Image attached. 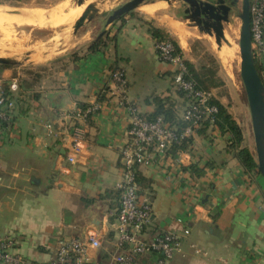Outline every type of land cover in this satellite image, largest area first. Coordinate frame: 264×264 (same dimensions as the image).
I'll use <instances>...</instances> for the list:
<instances>
[{"label":"crops","instance_id":"crops-1","mask_svg":"<svg viewBox=\"0 0 264 264\" xmlns=\"http://www.w3.org/2000/svg\"><path fill=\"white\" fill-rule=\"evenodd\" d=\"M162 2L142 7L145 16L128 12L95 38L90 37L97 27L89 30L83 37L90 38L88 45L72 54L15 73L0 64L2 84L16 76L20 87L13 110L17 127L0 148V236L14 238L23 264L45 262L57 239L87 232L103 242L88 264L110 263L115 250L111 213L118 205L120 148L127 140V112L116 109L110 97V73L124 70L128 99L152 116L156 100L174 108L182 95L171 85L170 66L157 58L149 26L170 34L183 59L195 67L207 50L193 48L194 40L201 42L199 29L184 17L157 13ZM93 103L100 110L84 122L85 151L71 166L62 140L74 123L69 113ZM228 138L208 125L179 148L178 165L164 158L137 168L139 194L149 198L152 210L144 236L172 232L181 238L183 252L163 262L157 253L139 254L133 264H264V179L242 169ZM216 207L220 212L213 220Z\"/></svg>","mask_w":264,"mask_h":264},{"label":"built area","instance_id":"built-area-1","mask_svg":"<svg viewBox=\"0 0 264 264\" xmlns=\"http://www.w3.org/2000/svg\"><path fill=\"white\" fill-rule=\"evenodd\" d=\"M249 30L253 61L264 85V0H249ZM157 58L170 66L171 85L182 93V101L174 105L176 120L181 123L169 124L163 116L146 118L136 104L127 97L128 82L122 68L110 73L111 99L116 109L127 112V140L120 148L122 160L121 179L117 183L118 205L111 213L110 222L114 252L109 264H133L139 254L157 253L159 262L183 252L181 238L172 232H162L150 238L144 236V228L151 219V204L148 197L139 194L135 168L148 165L164 158L174 159L180 146L202 124L216 126L218 106L214 103L212 89L196 86L194 80L186 78L187 69L176 45L168 38H153ZM18 77L2 84L0 79V148L7 136L16 130L13 110L19 92ZM100 110L99 103L77 107L69 113L74 123L62 138L65 159L69 165L77 164L85 151V124ZM49 127L48 124H46ZM178 146V147H177ZM177 147L175 152H171ZM2 166L0 165V170ZM102 239L95 232H87L83 237L65 240L57 239L49 259L34 264H88L92 253L102 247ZM195 252H201L195 244H190ZM24 257L16 251V241L9 235L0 236V264H23Z\"/></svg>","mask_w":264,"mask_h":264},{"label":"rangeland","instance_id":"rangeland-1","mask_svg":"<svg viewBox=\"0 0 264 264\" xmlns=\"http://www.w3.org/2000/svg\"><path fill=\"white\" fill-rule=\"evenodd\" d=\"M126 1L127 0L91 1L97 2L98 14L75 30L73 28L75 19L91 2L86 4V0L83 2L80 0H0V14L4 17V21H0V56L14 58L19 61L17 64L1 66L9 67L13 69L15 73L21 71L22 68L29 67L31 63L35 64L54 60L58 56L64 54L69 55L86 47L90 38H95L99 31L101 32V30L104 29L106 26V19L111 14L112 10ZM150 1L151 0L143 1V3L134 10L145 16L142 7L149 5L148 2ZM225 1L227 3L232 2L229 20L227 23L223 22L224 35L230 45L222 41V49L223 47L224 49L226 47L229 48L232 55L221 60V58H219L218 46L215 43V37L200 31L197 32L196 35L201 36L202 48H207L218 63L217 74L222 79L223 86L217 88L215 93L221 97L222 102L229 106L230 111L237 118L238 122H236L241 128L243 136L242 145L248 147L255 157L251 116L239 74L240 57L238 43L241 26L239 17L241 0ZM161 4L162 6L160 8L157 6V13L161 14L162 11H169L175 12L178 17L185 16L183 11L186 5H184L181 0H171V2L164 1ZM150 9L153 13V8L150 7ZM35 10H39L41 13L37 16L39 20L37 19L33 23L30 22L31 24H17L15 22L13 24V22H7L13 16L8 15L9 12L15 13L23 11L28 13ZM65 13L68 15L66 20L63 21V19H65V17H63L66 15ZM185 20L188 23L191 22L188 18H185ZM95 27L97 28L93 29ZM92 29L94 30L91 33L92 37L89 39L83 38L85 37L84 35L88 34L89 30ZM259 176L261 175L259 174Z\"/></svg>","mask_w":264,"mask_h":264},{"label":"water","instance_id":"water-1","mask_svg":"<svg viewBox=\"0 0 264 264\" xmlns=\"http://www.w3.org/2000/svg\"><path fill=\"white\" fill-rule=\"evenodd\" d=\"M80 1L83 2L84 0ZM143 1L145 0H127L112 10L106 19V25L134 10ZM163 1L171 2V0ZM181 1L186 5L183 11L185 13L184 18H188L192 22L190 24L196 26L199 31L213 35L218 50L222 47V41L230 45L224 35L223 22L227 23L229 20L232 2L227 3L225 0ZM96 3H89L74 21L73 28L75 30L98 14L99 10ZM239 17L241 20L238 43L240 57L239 74L251 116L257 165L256 172L264 179V85L258 75L252 56L249 30V0H241ZM18 62L14 58L0 56V64L2 65L17 64Z\"/></svg>","mask_w":264,"mask_h":264},{"label":"trees","instance_id":"trees-1","mask_svg":"<svg viewBox=\"0 0 264 264\" xmlns=\"http://www.w3.org/2000/svg\"><path fill=\"white\" fill-rule=\"evenodd\" d=\"M149 31L153 38H168L174 42L176 45V51L180 52L178 45L175 39L170 36L167 32L149 26ZM192 46L195 50L201 51L202 46L199 40H194L192 42ZM186 65L187 74L186 78H190L195 81L196 86L203 89H217L223 86V81L220 76L217 74L218 63L215 57L208 50H203L201 54V59L195 67L189 61L184 60ZM182 95L181 92L177 91ZM157 105L152 116H145L146 118H155L157 116H163L164 121L169 123L170 125L173 123H178L181 125L179 121L176 120V116L173 112V107L171 104L167 105L166 102H162L160 100H156ZM214 103L218 106V113L216 115V126L222 131L229 134L228 138V146L233 152V155L237 159L239 165L246 173H250L251 171H256V159L252 152L248 147L242 145L243 136L242 131L236 120L233 116L227 111L226 107L221 104L218 100L214 99ZM208 125L206 123L202 124L200 128L196 131H203L205 127ZM181 145L180 147H182ZM178 147V146H177ZM177 147H173L172 151H174ZM198 172V171H197ZM135 176L138 184V170L135 168ZM118 192V191H117ZM119 194V192H118ZM220 209L216 207L214 209V214H212V219L215 220Z\"/></svg>","mask_w":264,"mask_h":264},{"label":"bare ground","instance_id":"bare-ground-1","mask_svg":"<svg viewBox=\"0 0 264 264\" xmlns=\"http://www.w3.org/2000/svg\"><path fill=\"white\" fill-rule=\"evenodd\" d=\"M92 0H86V4H88L89 2H91ZM85 4V5H86ZM27 11V10H26ZM40 13H41V11H39V10H35V11H31V12H23V11H18V12H15L14 13V16L15 17H11L7 22H13V24H14V22L15 23H17V24H31L30 22H34V21H36L39 17H37V16H39L40 15ZM150 13V12H149ZM152 13V12H151ZM151 13H150V15H151ZM62 14V13H61ZM61 14H59V15H61ZM66 14V13H65ZM54 15V14H53ZM63 15V14H62ZM67 15L68 14H66V15H64L63 17H65V19H63V21H65L66 20V17H67ZM3 15H1L0 14V21H4V17H2ZM52 16V15H51ZM55 16V15H54ZM16 17H20V18H16ZM53 17V16H52ZM54 18V17H53ZM59 18V17H58ZM61 18V17H60ZM55 19V18H54ZM39 20V19H38ZM54 21H56V20H54ZM54 23V22H53ZM45 24V23H44ZM28 26V25H27ZM1 46V45H0ZM223 49H224V47H223ZM222 49V47L218 50L219 51V55H220V57L219 58H221V60H224V58L225 57H227V56H231L232 55V53H231V51L229 50V48H225L224 50ZM216 52V51H215ZM217 55V54H216ZM241 78V77H240ZM242 81V80H241Z\"/></svg>","mask_w":264,"mask_h":264}]
</instances>
